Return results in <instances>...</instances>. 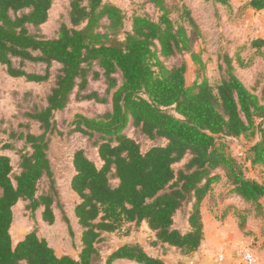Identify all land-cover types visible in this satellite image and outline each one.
<instances>
[{
    "label": "trees",
    "instance_id": "trees-1",
    "mask_svg": "<svg viewBox=\"0 0 264 264\" xmlns=\"http://www.w3.org/2000/svg\"><path fill=\"white\" fill-rule=\"evenodd\" d=\"M146 1L158 9L156 19L148 14L129 18L106 0H70L67 20L47 36L42 26L55 0H0L3 70L34 83L54 77L45 103H34L25 112L26 122L0 130L7 134L0 141V264H96L101 257L97 244L105 233L143 222L155 233V244L192 256L204 239L203 201L223 177L230 186L226 198L240 197L249 208L262 206L264 181L246 176L227 154L225 141L258 133L249 160L264 167V87L260 93L247 87L228 53L219 62L218 83L203 78L189 85L190 65L184 56L189 54L204 69L189 34L188 26L197 28L191 10L183 4L174 19L165 0ZM249 5L262 10L264 0H250ZM250 47L263 52L264 38L253 39ZM37 63L42 71L28 69ZM94 82L104 89H90ZM73 98L110 105L95 115L77 113L65 133L86 136L102 162L97 165L84 148L72 156L71 188L79 197L74 213L81 227L77 258L58 254L36 227L17 243L11 233L20 201L32 218L41 210L42 220L53 224L58 208L69 223L49 150L52 135L65 132L55 115ZM31 121L39 124V133ZM128 128L156 144L144 150ZM4 150L17 154V167ZM189 204V229L184 232L175 227V216ZM242 212L237 209L236 216ZM245 223H238L239 228ZM119 263L167 264L139 242L119 246L104 260Z\"/></svg>",
    "mask_w": 264,
    "mask_h": 264
},
{
    "label": "rangeland",
    "instance_id": "rangeland-1",
    "mask_svg": "<svg viewBox=\"0 0 264 264\" xmlns=\"http://www.w3.org/2000/svg\"><path fill=\"white\" fill-rule=\"evenodd\" d=\"M106 1L121 7L129 18L134 14H148L156 19L159 15L158 9L146 0ZM165 1L170 7L174 19L179 17L184 4L191 10L197 23L196 29H192L190 26L188 29L193 47L201 55L204 69H200L189 54L184 56L190 65L187 72L189 85L195 81H201L203 78H207L214 85L218 83L221 74L219 62L222 61L225 53H228L234 58L237 74L247 87L257 93L261 92L264 87V51L257 52L250 47V43L253 39L264 38V9H253L249 5L250 0H229L228 5L204 0ZM69 4L70 0H55L50 10L49 19L42 26V31L47 36H54L60 22L67 20ZM185 24L187 23L185 22ZM130 27L131 20H128L126 28L129 29ZM180 59L181 57L168 60V64L180 61ZM43 68L42 64L37 63L31 64L28 69L42 71ZM57 68L58 64H55L53 73L56 72ZM53 79L52 76L50 81L44 83L27 82L23 78L8 76L0 65V130L15 127L20 122H26L28 118L25 116V112L32 109L34 103H45L46 93ZM90 89L103 90L104 86L101 82H94L91 83ZM109 107L108 104H99L87 100L78 101L73 98L65 111L56 113L55 117L62 131L65 132L63 135L57 132L52 135L49 153L69 223L63 219L58 208L55 209L57 219L53 224H48L42 220L41 210L36 211L35 217L32 218L29 211L25 209L26 202L20 201L14 208L15 217L11 229L15 243L36 227L39 235L46 238L58 254L78 257L81 249V227L74 213L79 197L71 188V179L75 173L72 156L77 149L84 148L88 156L97 165L100 166L102 162L97 149L91 146L86 136L80 132H73L70 135L65 133L72 127L71 122L77 113L90 116L102 113ZM31 124L32 130L39 133V124L32 121ZM126 132L135 137L144 150L156 144L138 135L133 128L126 129ZM5 139H7V134L0 131V141ZM259 140L258 133L250 137L228 138L225 141V150L242 166L246 176L264 181V167L261 164L253 165L249 160L250 149ZM8 151L13 165L17 167V154L14 151ZM187 160L188 158H185L177 163L175 168H182ZM229 189L230 186L225 177L213 185V190L204 202V215L207 222H211V225L212 222L215 223L216 221L224 225L225 233H230L234 237V242L228 244L224 241L221 243L220 235L213 233L204 243V246L212 248L210 250L212 258L221 251L236 255L241 249H249L258 259L262 247H257V241L264 236V198L261 207L252 205L249 208L248 205H242L237 196L226 198ZM235 208L243 211L240 216L237 215V219L233 215L236 213ZM190 209L191 204L180 210L175 216V227L181 231L185 232L189 229L188 215ZM227 216L230 218H226ZM244 221L246 222L244 228L238 229V223L242 224ZM155 240V233L150 230L145 222L139 226L128 224L121 231L105 233L103 240L97 244L101 257L96 264H104L105 258L119 246L135 242L141 243L149 254L160 257L167 264H206V260L203 258L204 253L200 252L197 256H184L176 248L155 244ZM235 264L244 263L238 258V262Z\"/></svg>",
    "mask_w": 264,
    "mask_h": 264
},
{
    "label": "crops",
    "instance_id": "crops-1",
    "mask_svg": "<svg viewBox=\"0 0 264 264\" xmlns=\"http://www.w3.org/2000/svg\"><path fill=\"white\" fill-rule=\"evenodd\" d=\"M2 153H5V154H8L9 156H11L8 150H4V151H2ZM17 162H18V158H17ZM206 198H205V200H206ZM238 199L242 203V205L246 206V204L243 202V200L240 197H238ZM205 200L203 201V205H202V208H201L202 215H203V222H204V239H203V242H202V245H201L200 249L197 252H195L193 256H197L201 252V253H204L203 254L204 255L203 258H205L204 260H206V264H235V263L238 262V253L235 255L234 253L230 254V253L224 252L223 254L225 255V260L222 261V262H219L218 261V256H219V254L222 253V251L218 255H215V257L212 258L211 254H210V252H211L210 250L212 248H210V247L207 248V247L204 246V243L208 240L210 235H212L213 233H215V235L216 234L220 235L221 243L224 242V241L228 242V244L230 242H234V237L232 235H230V233H227V234L225 233V226L224 225H221L217 221L215 223L212 222V225H211V222L210 223L207 222V220L205 218V215H204V204H205L204 202H205ZM226 208H228V207H226ZM238 208H235V212H236V210ZM226 211L229 212V210H226ZM233 215L237 219L236 213L233 214ZM226 218H230V216H227ZM238 229H240L239 228V224H238ZM257 243H258L257 247H259V248L262 247V248H260V250H261L260 255L261 256L259 255L256 264H264V236L260 240H258ZM228 244H227V246H229ZM205 252H208V253H205ZM131 264H133V263H131Z\"/></svg>",
    "mask_w": 264,
    "mask_h": 264
},
{
    "label": "built area",
    "instance_id": "built-area-1",
    "mask_svg": "<svg viewBox=\"0 0 264 264\" xmlns=\"http://www.w3.org/2000/svg\"><path fill=\"white\" fill-rule=\"evenodd\" d=\"M238 258L244 264H256L257 256L253 253V251L249 249H241L238 251ZM225 260V255L223 253L219 254L218 261L222 262Z\"/></svg>",
    "mask_w": 264,
    "mask_h": 264
}]
</instances>
